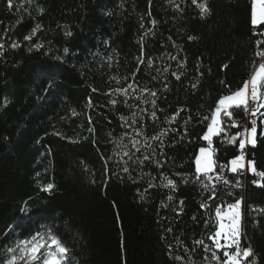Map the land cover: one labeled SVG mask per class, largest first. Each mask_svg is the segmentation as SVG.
Returning <instances> with one entry per match:
<instances>
[{"label": "trees", "instance_id": "16d2710c", "mask_svg": "<svg viewBox=\"0 0 264 264\" xmlns=\"http://www.w3.org/2000/svg\"><path fill=\"white\" fill-rule=\"evenodd\" d=\"M205 2L210 11L201 18L192 0H12L11 8L8 0H0V245L14 243L12 232V239L4 236L13 225L22 237L50 224L75 264H216L194 240L211 244L206 237L214 228L215 207L233 201L226 194L231 191L243 197L242 246L252 249V264H264V187L253 183L257 178L264 184V178L251 173L237 178L226 171L242 186L219 185L213 204L207 200L210 191L177 175L193 172L192 153L206 146L197 139L205 125L196 113L208 114L228 91L221 81L235 90L249 79L253 61L260 62L256 51L264 50V25L252 26L251 0H197ZM34 28L35 35L25 40ZM13 42L19 46L12 47ZM142 46L154 66L140 65L133 78ZM157 67L184 75L178 81ZM129 83L134 89L159 90L157 105L164 111L157 121L150 118L151 104L135 99L138 91L129 89L128 96L112 91ZM185 105L191 113L182 112L172 125L164 122L165 115ZM190 114L188 135L181 139ZM242 117L238 110L234 118L240 122ZM133 119L139 121L136 128L145 126L143 136L125 123ZM257 125L248 160L264 172V124L258 119ZM168 128L179 135L170 133L166 146L157 149L164 154L162 167L140 163L145 155H157L146 146L157 143L149 137ZM133 140L140 141V151ZM213 146L219 163L238 155V145L221 138H214ZM125 153H132L131 159ZM167 179L175 190L165 186ZM49 183L52 190L41 191ZM202 201L207 208L201 209ZM210 214L213 223L206 227ZM5 253L0 247V264L7 260Z\"/></svg>", "mask_w": 264, "mask_h": 264}, {"label": "snow or ice", "instance_id": "6c2138e0", "mask_svg": "<svg viewBox=\"0 0 264 264\" xmlns=\"http://www.w3.org/2000/svg\"><path fill=\"white\" fill-rule=\"evenodd\" d=\"M173 0H169V3H172ZM151 3V0H149ZM192 4L196 5L199 8V14L201 18H204L210 11L206 2L197 3V0H192ZM13 6L12 0H8V7ZM178 7V5H177ZM150 15V13H149ZM155 21H153V24ZM251 24L254 28H258L260 25H264V0H251ZM143 27V25H141ZM39 28V25L36 26ZM36 28L32 30L31 35H25V40H30L33 35L36 33ZM256 34V33H254ZM148 35V32H145V36ZM264 35V33H260ZM169 39H171L169 37ZM189 40L195 39V37L189 36ZM143 40V37L141 38ZM257 48L262 41L258 40ZM12 47H18L19 45L15 42L11 45ZM3 45L0 44V48ZM36 47H39L37 45ZM67 52V49H65ZM171 60H176V56L168 54ZM256 58L260 61L258 66L255 61L252 64V73L249 79H246L242 82V85L237 86L235 90H232L224 81H221L224 84L225 88L228 91L219 96L215 101V106L208 110V114H201L200 112L196 113V116L199 117L198 123L205 125V131L202 134H198L197 139L199 141L206 142V146H199L198 150H194L192 153L194 160V171L187 174H180L183 177L184 183H189L190 179L192 183L199 184L205 191H210V195L207 197V200L212 201L215 204V201L219 198V185L231 186L232 188H240L242 186L239 179L235 180L233 183L226 176V171L232 174H243L245 171L248 173L254 174L261 178H264V172H258L255 163L253 160H246L245 148L246 145L250 144L255 146L256 136H257V120L259 119L261 124H264V112L261 110L264 109V50H257L255 53ZM138 64L136 72L132 73L133 78H135L136 73L139 71V67L142 64L147 65L149 69H152L154 66V60L152 58L146 59V53L144 52L143 46L139 56L137 57ZM112 57L107 58V62L111 64ZM178 67L183 68L184 64L177 62ZM227 64L223 65L222 68L226 69ZM158 73L170 74L175 77L176 80H180L181 76L184 73H177L175 71H170V67H164L163 69L157 67L155 69ZM199 70V66H198ZM202 76L203 73L201 72ZM127 79V77H125ZM156 79V77H152ZM166 79V77H165ZM117 83H120L117 80ZM191 88L195 91L197 89V84L192 83ZM129 89L138 91L140 95L136 96L135 99L143 103H150L153 111L150 113V118L155 122L158 120V112L164 111L159 109L157 105V100L159 99V90H152L147 87L134 89L133 84L129 83L127 88L121 87L113 89L112 91L123 96L129 95ZM163 90L168 91V84L163 85ZM96 91V89H93ZM110 95L111 93H106ZM145 94L149 99H144ZM111 104L115 105L117 100L112 99ZM127 104V100L124 101ZM89 106H91V99H89ZM129 108H132V105H128ZM136 107H139L137 105ZM238 110H242L244 113V123L237 121L234 117L237 114ZM140 112H144L143 108L139 109ZM184 111L191 113V109L186 105L181 106L177 109L176 112L172 113L170 116L165 115L164 122L169 125H172L176 122L177 117ZM73 115H76L73 113ZM137 113L133 112V117ZM192 120L191 114L183 122L184 133L181 136V139H184L188 135L187 124ZM250 120V127H247L246 124ZM89 124H92V120L89 117ZM125 123L132 127L135 136L140 137L144 135V127L136 128V124L139 121L133 119L132 123L129 124L127 120ZM243 128L242 131H237L235 134H231V129ZM89 132H94V128L89 127ZM177 133L179 135L178 129L168 128L161 129L159 132L150 136L151 141L157 142L155 145L147 143L146 146L152 150L153 153H156V157L145 155L143 157L144 161L153 163L157 168L162 167L164 160H161L159 157L164 155L163 152L157 153V149H162L166 146L165 137L169 136L170 133ZM57 135H61V138L69 139L70 142H77L71 138L63 136L61 133L57 132ZM264 135V132L260 133ZM214 138H221L222 142L232 145H238V155H235L233 158L227 160L226 163H219L215 159L216 149L214 148ZM140 144L139 140H133L132 146L136 151H140L138 145ZM131 159L132 153H125ZM136 163V161H133ZM127 163V162H125ZM127 171V169H125ZM207 181V183H205ZM258 187H264V184L260 183L257 180L253 181ZM151 186V185H150ZM170 187L171 190H175L176 185L173 180L167 179L166 185ZM53 188V184L49 183L46 186L41 188V191L49 192ZM228 196L233 197V201L224 202L221 201L222 206L215 207V224L214 228L209 230V234L206 239L211 242V244L205 243L204 239L194 240L196 246H202L203 250L208 253H211V260L215 261L216 264H252L249 261V257L253 255L252 249L250 247H244L241 243V231H240V208L243 202V197L235 198V193L228 191L226 193ZM169 200L172 199L171 196L168 197ZM181 204L183 201L180 202ZM201 209L207 208L208 204L206 201H202L200 205ZM255 210V209H254ZM179 215V213H177ZM19 223H23L20 221ZM213 223V217L210 214L208 219L205 220L206 227ZM14 225L8 231L5 232L4 236L8 239H12L9 236V232H12V236L15 237L14 243L8 244L6 247L0 245L4 248L6 253L12 254V259L8 261V264H75L74 258L71 256V250L67 247L66 242L61 238L59 233L56 231L54 226L50 224H41L39 228L31 229L25 236H19L14 232ZM169 232L172 231L171 228L168 229ZM177 243H181L177 239ZM192 251H195L193 249ZM177 260H180L181 257L177 256ZM205 259H209L205 256Z\"/></svg>", "mask_w": 264, "mask_h": 264}, {"label": "built area", "instance_id": "2783aa9c", "mask_svg": "<svg viewBox=\"0 0 264 264\" xmlns=\"http://www.w3.org/2000/svg\"><path fill=\"white\" fill-rule=\"evenodd\" d=\"M259 64V63H258ZM258 66V65H257ZM241 123H244V115H243V117H242V119H241V121H240ZM246 126L247 127H250L251 126V124H250V120L247 122V124H246ZM240 129V131H242L243 130V128H239ZM245 156H246V160H248V150H247V145H246V148H245ZM238 154H239V152H238ZM248 172L247 171H245L243 174H239V175H236V174H233L235 177H237V178H241V177H246V174H247ZM256 180L257 181H259L257 178H256Z\"/></svg>", "mask_w": 264, "mask_h": 264}, {"label": "rangeland", "instance_id": "374dc122", "mask_svg": "<svg viewBox=\"0 0 264 264\" xmlns=\"http://www.w3.org/2000/svg\"><path fill=\"white\" fill-rule=\"evenodd\" d=\"M243 115H244V113H243ZM249 146H251V145L249 144ZM240 213H241V216H240V231H241V229H242V210H241V208H240ZM5 256L7 257V260L5 261L4 264H8V261L13 258L12 254L11 253H5Z\"/></svg>", "mask_w": 264, "mask_h": 264}]
</instances>
